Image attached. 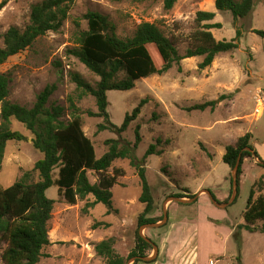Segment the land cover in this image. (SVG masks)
Masks as SVG:
<instances>
[{"label":"rangeland","instance_id":"1","mask_svg":"<svg viewBox=\"0 0 264 264\" xmlns=\"http://www.w3.org/2000/svg\"><path fill=\"white\" fill-rule=\"evenodd\" d=\"M41 1H7L0 11V48L2 35L10 27L23 29L29 23L32 6ZM214 2L177 0L172 9L166 10L163 0H73L67 19L56 32H47L0 66V72L10 80L7 101L31 108L41 91L55 85L48 106L62 107V120L67 123L72 114L68 98L75 94L70 75L78 74L91 85L99 80L72 54L78 47L81 33L87 29L84 19L87 12L107 17L120 38L131 37L141 23L154 24L175 44L180 55L196 44L193 34L201 30L195 21L199 11L215 13L211 23L220 24L221 28L211 32L217 41H230L236 37V31H240L238 48L218 54L212 65L204 70L198 69L203 57L184 59L179 64L180 70L173 65L163 75L135 82L130 91L106 94L107 111L117 127L142 99H148L137 120L121 135V139L133 143L135 127L140 126L142 141L135 152L138 160L157 139L170 141L169 145L161 146L160 156H148L144 162L154 200V211L147 217L155 218L158 220L155 224L161 226L141 232L157 246L156 257L151 247L146 257L155 258L135 264H237V258L241 264H264L263 234L242 230L240 244L234 237L237 226L243 223L249 191L254 190L253 199L259 195L264 197V169L257 166L258 160L254 157L243 160L239 192L233 204L219 208L204 192L209 191L220 203L229 201L232 170L222 158L225 148L246 133H251L253 151L264 162V39L252 33L254 29L264 31V0H255L250 15L237 20L230 12H217ZM147 48L160 69L163 62L155 47L148 45ZM209 101L215 102L213 110L186 111L193 105ZM75 105L82 130L92 141L96 156L100 157L106 150L104 141L119 137L108 131L96 132L102 119L86 114L97 111L93 97H84L75 101ZM153 114L155 120L151 119ZM9 128L19 132L25 140L6 144L0 172L2 188L14 184L42 158L33 148L34 136L21 123L11 119ZM113 169L121 170L124 175L111 190L110 213L101 204L89 207L93 201L91 196L69 204L56 186L46 191L54 204L48 222L50 245L43 250L45 256L39 264H105L96 256L94 245L109 238L113 239L114 250L122 257L135 247L136 234L141 228L138 218L145 207L139 202L141 183L128 160H116L109 175ZM32 176L33 181H38L36 172ZM87 177L95 184L99 175L87 171ZM56 178L57 170L53 172V179ZM261 179L262 184H259ZM178 194L185 196L178 199L187 203L173 201ZM164 213L167 214L165 221ZM257 225L260 227L261 223ZM4 248L0 243V254ZM132 260L129 264H133Z\"/></svg>","mask_w":264,"mask_h":264},{"label":"trees","instance_id":"2","mask_svg":"<svg viewBox=\"0 0 264 264\" xmlns=\"http://www.w3.org/2000/svg\"><path fill=\"white\" fill-rule=\"evenodd\" d=\"M7 1L0 2V11ZM72 1L42 0L32 6L29 23L23 29L10 27L2 35L0 66L9 58L25 51L47 32H56L67 19ZM176 2L177 0H163L164 8L170 10ZM254 5L255 0L238 2L215 0L214 2L217 12H230L235 20L248 17ZM214 18V12H197L195 21L201 26V30L193 34V41L196 44L180 55L175 44L154 24L141 23L131 37L120 38L116 35L115 26L107 17L94 11L87 12L84 16L87 29L81 33L78 47L72 51V54L99 80L91 85L78 74L70 75L75 84V94L74 97L68 98L72 114L71 120L67 123L62 120L64 113L62 107L48 106L49 98L56 89L55 85L47 86L37 95L34 105L26 108L6 100L9 96L10 80L6 74L0 72V172L6 144L9 141L25 140L19 132L10 130L11 119L21 123L34 136L33 148L42 154V158L34 164L31 171L24 172L11 186L0 187V243L5 245L0 254V264H39L40 259L45 256L43 250L50 245L48 222L54 204V201L46 196V191L52 186L57 187L58 193L69 204H76L78 200H85L91 196L93 201L88 204L89 207L101 204L110 213L111 190L118 178L124 175L118 169H113L112 174H108L116 160H128L140 180L139 202L145 207L138 218V226L157 223L158 220L155 218L147 217L154 211V200L146 179L144 162L148 156H160L163 153L161 146L169 145L170 141L163 142L157 139L155 144L148 147L143 158L138 160L135 152L142 141L140 126L135 127L133 143L121 139V135L132 122L137 120L148 99H142L131 113L125 115L123 124L117 127L110 120L106 94L109 91H130L135 87V82L152 75H163L173 65H177L180 70L179 64L184 59L203 57L198 69L204 70L212 65L218 54L236 50L237 40L241 36L240 31L237 30L236 37L230 41H217L211 30L220 29L221 25L211 23ZM204 22L205 24L201 25ZM252 33L264 39V31L254 29ZM148 45L154 46L161 58L163 66L160 69L155 66ZM87 96L95 99L97 109L96 112L87 111V116L102 119V122L96 126V132L108 131L119 137L104 141L106 150L100 157L96 156L94 145L83 132L82 120L77 115L78 108L75 101L79 102ZM214 105V101H209L193 105L186 111H205L207 108L213 110ZM151 119L155 120L156 115L153 114ZM251 140V133L239 137L234 144L225 148L222 158L223 162L233 170L240 156L237 171L238 185L245 158L254 157L258 160L257 166L264 169V162L253 151ZM55 170H57V178L53 179ZM87 171L99 175L97 183L89 182ZM34 172L38 174V181H33ZM259 184H262V179L259 180ZM211 196L219 202L214 195ZM175 197L185 198L179 194ZM253 197L254 190L251 189L242 214L243 223L238 225L234 232L238 244H240L239 232L242 230L264 235V197L261 195L256 199ZM258 223H261L260 227ZM151 247L152 245L137 232L135 247L126 257L116 253L112 238L95 244L94 252L105 261V264H129L130 260L137 258L133 262L135 264L140 261L138 258L146 257V252ZM236 260L237 264H241L239 258Z\"/></svg>","mask_w":264,"mask_h":264},{"label":"water","instance_id":"3","mask_svg":"<svg viewBox=\"0 0 264 264\" xmlns=\"http://www.w3.org/2000/svg\"><path fill=\"white\" fill-rule=\"evenodd\" d=\"M239 164H240V156L238 157V160H237V162H236V165H235V167H234V169L232 170V195H231V197H230V199H229V201L227 202V203H220V202H217L216 200H214L213 198H212V196H211V194H210V192L209 191H204L207 195H208V197L210 198V200H211V202L215 205V206H217V207H219V208H226L227 206H229V205H231L233 202H234V200H235V198H236V196H237V193H238V183H237V171H238V167H239ZM197 197V195L192 199V201L195 199ZM173 201H175V202H177V203H187V201H183V200H181V199H178V198H173ZM190 202V201H189ZM167 219V214L166 213H164V217H163V221H165ZM161 226V224H149V225H144V226H142L141 228H140V231H139V234H140V236H142L141 235V232L144 230V229H146V228H158V227H160ZM147 242H149L151 245H152V249H153V251H154V253H155V257H156V254L158 253V248H157V246L150 240V239H148V238H146V237H144V236H142ZM155 257H142V258H138V259H140V260H142V261H144V262H150V261H152ZM135 260H137V258H135V259H133L132 260V262H135Z\"/></svg>","mask_w":264,"mask_h":264},{"label":"built area","instance_id":"4","mask_svg":"<svg viewBox=\"0 0 264 264\" xmlns=\"http://www.w3.org/2000/svg\"><path fill=\"white\" fill-rule=\"evenodd\" d=\"M210 264H212V262Z\"/></svg>","mask_w":264,"mask_h":264},{"label":"crops","instance_id":"5","mask_svg":"<svg viewBox=\"0 0 264 264\" xmlns=\"http://www.w3.org/2000/svg\"><path fill=\"white\" fill-rule=\"evenodd\" d=\"M184 208V207H183Z\"/></svg>","mask_w":264,"mask_h":264}]
</instances>
